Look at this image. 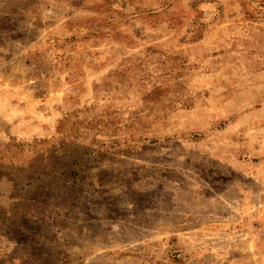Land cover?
I'll use <instances>...</instances> for the list:
<instances>
[{"label":"rangeland","instance_id":"obj_1","mask_svg":"<svg viewBox=\"0 0 264 264\" xmlns=\"http://www.w3.org/2000/svg\"><path fill=\"white\" fill-rule=\"evenodd\" d=\"M0 264H264V0H0Z\"/></svg>","mask_w":264,"mask_h":264}]
</instances>
